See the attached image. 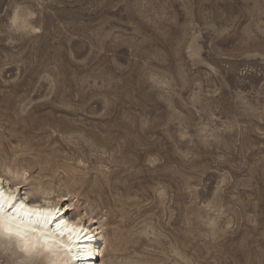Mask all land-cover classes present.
Segmentation results:
<instances>
[{"label": "rangeland", "instance_id": "1", "mask_svg": "<svg viewBox=\"0 0 264 264\" xmlns=\"http://www.w3.org/2000/svg\"><path fill=\"white\" fill-rule=\"evenodd\" d=\"M7 167L105 264H264V0H0Z\"/></svg>", "mask_w": 264, "mask_h": 264}, {"label": "bare ground", "instance_id": "2", "mask_svg": "<svg viewBox=\"0 0 264 264\" xmlns=\"http://www.w3.org/2000/svg\"><path fill=\"white\" fill-rule=\"evenodd\" d=\"M25 173L24 169H0V182L4 190H18L17 203H24L27 208L35 207L40 211L59 208V219L68 221L69 226L90 229V234L95 239L90 241L89 246L73 245L67 235L61 236L56 231L55 224L44 227L36 223L21 236L9 235L7 232L0 235V259H5V263L0 264H89L80 258L90 252L96 258V264H105L107 239L101 216L93 213L89 207L80 208L79 200L70 192H55L51 187L30 183ZM61 204L63 207H60ZM117 262L114 261V264L120 263Z\"/></svg>", "mask_w": 264, "mask_h": 264}, {"label": "snow or ice", "instance_id": "3", "mask_svg": "<svg viewBox=\"0 0 264 264\" xmlns=\"http://www.w3.org/2000/svg\"><path fill=\"white\" fill-rule=\"evenodd\" d=\"M34 31H38V29H34ZM18 199V190L6 192L0 182V235L7 232L9 235L21 236L28 232L31 225L39 223L44 227H51L55 224L56 231L61 236L67 235L73 245L89 246L90 241L95 239L90 234V229L76 225L69 226L68 221L59 219L61 215L59 208L40 211L35 207L27 208L24 203H17ZM60 207L63 205L61 204ZM85 241L89 243H85ZM80 259L89 262V264H96V258L91 252Z\"/></svg>", "mask_w": 264, "mask_h": 264}]
</instances>
